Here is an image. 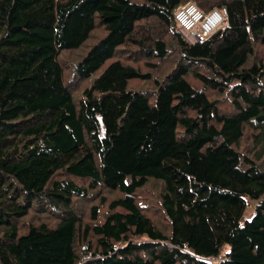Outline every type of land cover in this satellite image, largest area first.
I'll list each match as a JSON object with an SVG mask.
<instances>
[{"label": "trees", "instance_id": "obj_1", "mask_svg": "<svg viewBox=\"0 0 264 264\" xmlns=\"http://www.w3.org/2000/svg\"><path fill=\"white\" fill-rule=\"evenodd\" d=\"M263 195L264 0H0V264H264Z\"/></svg>", "mask_w": 264, "mask_h": 264}, {"label": "built area", "instance_id": "obj_2", "mask_svg": "<svg viewBox=\"0 0 264 264\" xmlns=\"http://www.w3.org/2000/svg\"><path fill=\"white\" fill-rule=\"evenodd\" d=\"M173 17L181 33L191 44H202L214 32L227 27L224 9L203 13L188 3L176 9Z\"/></svg>", "mask_w": 264, "mask_h": 264}, {"label": "rangeland", "instance_id": "obj_3", "mask_svg": "<svg viewBox=\"0 0 264 264\" xmlns=\"http://www.w3.org/2000/svg\"><path fill=\"white\" fill-rule=\"evenodd\" d=\"M261 199H264V195L262 196ZM247 203H248V206H247L246 211L243 215V218L246 220H248L253 214V206L255 204V201L247 200Z\"/></svg>", "mask_w": 264, "mask_h": 264}]
</instances>
